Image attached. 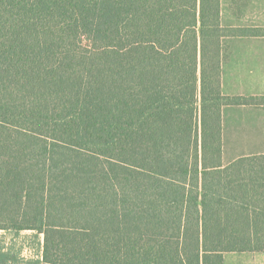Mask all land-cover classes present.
<instances>
[{
	"label": "trees",
	"instance_id": "1",
	"mask_svg": "<svg viewBox=\"0 0 264 264\" xmlns=\"http://www.w3.org/2000/svg\"><path fill=\"white\" fill-rule=\"evenodd\" d=\"M222 0H0V264L264 252V155L226 165Z\"/></svg>",
	"mask_w": 264,
	"mask_h": 264
},
{
	"label": "crops",
	"instance_id": "2",
	"mask_svg": "<svg viewBox=\"0 0 264 264\" xmlns=\"http://www.w3.org/2000/svg\"><path fill=\"white\" fill-rule=\"evenodd\" d=\"M231 44L223 64V94L264 97V38L232 39ZM223 144L225 154H236L226 165L242 157L264 155V105L224 107ZM224 264H264V252H228Z\"/></svg>",
	"mask_w": 264,
	"mask_h": 264
},
{
	"label": "rangeland",
	"instance_id": "3",
	"mask_svg": "<svg viewBox=\"0 0 264 264\" xmlns=\"http://www.w3.org/2000/svg\"><path fill=\"white\" fill-rule=\"evenodd\" d=\"M222 23L227 27L264 28V0H222ZM225 46V59H227L232 47L231 40L227 41ZM234 155L236 154L224 153L225 162ZM35 234V232L30 231L20 234L0 231V238H3L8 245L13 246L16 251H20L23 258L36 259L40 257L43 250L44 238L42 235L39 238L37 237V239L32 237Z\"/></svg>",
	"mask_w": 264,
	"mask_h": 264
}]
</instances>
